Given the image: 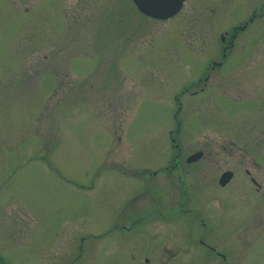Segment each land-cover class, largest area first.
<instances>
[{
  "label": "rangeland",
  "instance_id": "rangeland-1",
  "mask_svg": "<svg viewBox=\"0 0 264 264\" xmlns=\"http://www.w3.org/2000/svg\"><path fill=\"white\" fill-rule=\"evenodd\" d=\"M198 151L181 173L205 197L186 206L231 260L208 254L178 213L126 240L98 237L117 210L151 205L144 184L175 201L176 172L163 171ZM224 206L228 228L234 213L242 222L236 241L222 235ZM234 257L264 264V0H186L166 22L130 0H0V264Z\"/></svg>",
  "mask_w": 264,
  "mask_h": 264
},
{
  "label": "flooded vegetation",
  "instance_id": "flooded-vegetation-1",
  "mask_svg": "<svg viewBox=\"0 0 264 264\" xmlns=\"http://www.w3.org/2000/svg\"><path fill=\"white\" fill-rule=\"evenodd\" d=\"M225 54V53H224ZM177 146V145H176ZM195 156V155H199V158L194 161V162H189V158L191 156ZM204 156V153L202 151H198L192 155H189L187 157H183V155L177 154V155H173V157L170 159V163L167 165L166 169L163 171V173L168 172L166 174H164V176H167V178L170 177H174L172 172H176V180L175 183L176 185H170L169 186V190H167V193H172L177 199L173 202H169L168 201V196L163 197L162 194H160L161 192H164V190H162V188H160V186H153V188L151 187L150 184H144L141 186V190H140V196L138 197L139 199H145L148 198L149 203H151V205H147L144 206L141 211L138 213L137 210H133L134 212L131 213L129 211V207L128 205L126 206L125 209L123 210H117L116 212V217L114 219L113 222L109 223L106 226L105 232L101 233L100 236L101 237L104 235L107 237V235L111 234V233H118L120 235L121 238L123 239H128L131 236L134 235H139V234H143V231H145L147 229V227L151 224L154 223H158V222H162V224L164 225H175L177 223V219H178V214H182V215H187V217H184L182 219H185V222L189 225V223L194 226H198L196 228H198V237H197V244H199L200 246H202L203 248L206 249L207 252H209L208 254L210 255H214L218 258H221L223 261V263L226 262V256H228V258L231 260V256L229 253L226 254V252H220L217 249H219L218 246H215V244L213 243V245H211L210 243H206V239L205 236L203 235V231L199 230V227H201V229H205L206 228V224L204 223V218L203 216H200V214H198V212H194L192 211L193 208H189L186 206V204H188L189 202H191L193 204V200L194 199H198V197H205V195L203 196H197L194 197V192L195 190H197V187H193L191 185V183L186 182V177L188 175V173H186V176H183V166L181 164L180 161H183L185 163V166H189L191 164H195L196 162H198L199 160H201ZM188 164V165H187ZM186 169V168H185ZM206 169H201V170H195L192 177H199L197 179H194L193 182H200L199 186H201V179L202 180H206L207 176L210 177L211 174L209 173V171H207L206 173ZM158 172V171H157ZM156 171L153 173V178H151V174L146 176L147 180L152 181V179L155 180V176H156ZM227 171H223L219 177L217 178V183H218V188L222 191V192H226L230 186L229 183L225 186H221L219 185V181H220V177L226 173ZM197 173V174H195ZM233 174V173H232ZM246 175L249 176V182L250 185L252 184V186L257 187V182L256 180L250 176V173L248 171L245 172ZM205 177V178H203ZM234 178H231L230 181H232ZM229 181V182H230ZM200 188V187H199ZM232 199H234L232 197ZM171 203H178L175 208H170V204ZM222 203V201H221ZM219 209V208H218ZM126 210V212H125ZM226 210V206L223 207L222 210V228L224 229V233H222V235L224 237H230L232 239H234L236 241L237 236L240 234L241 232V224L242 222L240 221V217L236 215V213L232 214V217L229 219L230 223L232 224V228H228L226 225V221L224 219L223 213ZM135 211H137V213L135 214ZM177 211V212H176ZM125 212V214L122 216V218L119 220V215H122ZM235 212V211H233ZM178 213V214H177ZM199 213H202V211H199ZM172 230V228H171ZM240 231V232H239ZM250 232V229H249ZM246 232L245 234L249 233ZM251 234V233H250ZM249 234V235H250ZM252 235V234H251ZM97 237V236H96ZM81 241H83V239H81ZM240 241H241V236H240ZM234 255H239V253L237 251H235ZM233 264H240V259L239 258H233ZM145 262L148 263L149 260L146 258Z\"/></svg>",
  "mask_w": 264,
  "mask_h": 264
},
{
  "label": "water",
  "instance_id": "water-1",
  "mask_svg": "<svg viewBox=\"0 0 264 264\" xmlns=\"http://www.w3.org/2000/svg\"><path fill=\"white\" fill-rule=\"evenodd\" d=\"M137 12L142 16L159 22H165L176 16L182 9L186 0H130ZM199 158L195 155L189 158V162H194ZM231 172L224 173L219 181L221 186H225L231 180Z\"/></svg>",
  "mask_w": 264,
  "mask_h": 264
}]
</instances>
